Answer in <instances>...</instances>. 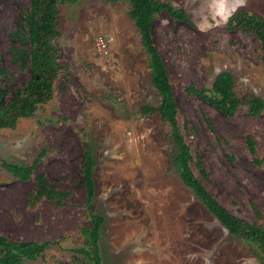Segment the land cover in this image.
Listing matches in <instances>:
<instances>
[{
    "label": "rangeland",
    "instance_id": "rangeland-1",
    "mask_svg": "<svg viewBox=\"0 0 264 264\" xmlns=\"http://www.w3.org/2000/svg\"><path fill=\"white\" fill-rule=\"evenodd\" d=\"M184 8L194 24L157 15L155 43L168 68L188 142L209 178L196 173L225 206L264 224V107L250 113L249 98H264L263 45L256 32L228 25L248 9L264 16V0H161ZM30 0H0V69L12 88L30 70L11 51L19 45L20 9ZM130 0H79L60 6L56 38L66 65L53 98L35 115L0 129V233L15 240L54 241L45 258L67 260L82 246L91 221L83 182L84 149L96 158L94 209L105 217L101 250L109 264H263L254 243L231 234L180 178L162 95L152 81L149 53L131 16ZM102 37L104 42L99 43ZM104 43V44H103ZM229 71L241 102L226 114L194 93ZM253 148L255 151H253ZM70 194L64 205L43 198L33 205L35 178L3 164H31ZM57 241V242H55Z\"/></svg>",
    "mask_w": 264,
    "mask_h": 264
},
{
    "label": "trees",
    "instance_id": "trees-1",
    "mask_svg": "<svg viewBox=\"0 0 264 264\" xmlns=\"http://www.w3.org/2000/svg\"><path fill=\"white\" fill-rule=\"evenodd\" d=\"M78 1L30 0L26 7L20 9L19 28L11 34L13 39L19 40V45L13 46L11 51L15 60L30 70V77L23 85L12 88L2 82V78L8 77L9 72L4 68L0 69V129L14 127L20 118L35 115L40 105L53 98L55 83L66 67L61 61V51L56 43V38L62 34L59 21L60 6L63 2ZM130 2L131 16L139 29L141 42L149 53L152 81L162 95V101L158 106H145L144 109L160 112L168 122L174 145L172 162L182 181L231 234L254 243V251L264 264V224L259 221V210L254 208L257 215V219L254 220L236 214L214 196L195 171L197 168L203 178H209L203 160L193 154L187 140L188 130H183L181 126L179 105L168 68L155 43L154 20L164 10L175 19L191 24H194V21L184 8H176L165 1L130 0ZM228 25L246 32H256L264 48V16L252 10L238 9L230 15ZM262 57L264 60V51ZM193 91L226 114L234 113L241 102L234 90L233 75L229 71L220 72L210 88H193ZM249 103L250 113L257 114L264 107V98L251 97ZM84 159L83 182L86 188L87 214L91 223L81 227L84 243L73 249L74 255L67 260L56 258L51 264H109L103 257L100 245L105 217L94 209L96 158L90 146L84 149ZM3 164L17 177L25 180L35 178L36 186L30 193L33 205L43 198L52 200L57 206L64 205L70 192L57 187L45 172H36L37 160L31 164L7 161ZM53 242L15 240L0 233V264H30V261L45 258L48 247Z\"/></svg>",
    "mask_w": 264,
    "mask_h": 264
},
{
    "label": "built area",
    "instance_id": "built-area-1",
    "mask_svg": "<svg viewBox=\"0 0 264 264\" xmlns=\"http://www.w3.org/2000/svg\"><path fill=\"white\" fill-rule=\"evenodd\" d=\"M98 41H99V43H101V42H104V39L102 37H100V39Z\"/></svg>",
    "mask_w": 264,
    "mask_h": 264
},
{
    "label": "clouds",
    "instance_id": "clouds-1",
    "mask_svg": "<svg viewBox=\"0 0 264 264\" xmlns=\"http://www.w3.org/2000/svg\"><path fill=\"white\" fill-rule=\"evenodd\" d=\"M244 2V0H238L239 4H242Z\"/></svg>",
    "mask_w": 264,
    "mask_h": 264
}]
</instances>
